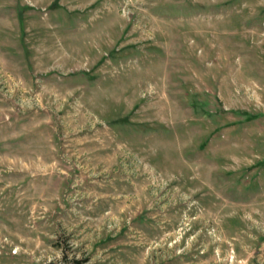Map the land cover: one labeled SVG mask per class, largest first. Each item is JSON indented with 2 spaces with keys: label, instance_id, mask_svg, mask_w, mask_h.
<instances>
[{
  "label": "rangeland",
  "instance_id": "1",
  "mask_svg": "<svg viewBox=\"0 0 264 264\" xmlns=\"http://www.w3.org/2000/svg\"><path fill=\"white\" fill-rule=\"evenodd\" d=\"M0 264H264V0H0Z\"/></svg>",
  "mask_w": 264,
  "mask_h": 264
}]
</instances>
